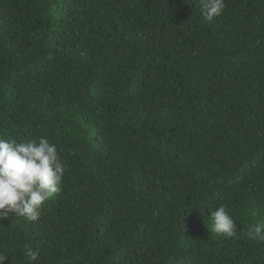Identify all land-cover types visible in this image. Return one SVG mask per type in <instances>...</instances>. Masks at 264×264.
Wrapping results in <instances>:
<instances>
[{
	"label": "trees",
	"instance_id": "obj_1",
	"mask_svg": "<svg viewBox=\"0 0 264 264\" xmlns=\"http://www.w3.org/2000/svg\"><path fill=\"white\" fill-rule=\"evenodd\" d=\"M0 0V138L66 171L4 264H264V0ZM224 205L236 234L211 233Z\"/></svg>",
	"mask_w": 264,
	"mask_h": 264
},
{
	"label": "clouds",
	"instance_id": "obj_2",
	"mask_svg": "<svg viewBox=\"0 0 264 264\" xmlns=\"http://www.w3.org/2000/svg\"><path fill=\"white\" fill-rule=\"evenodd\" d=\"M225 0H201V13L209 21L221 15ZM66 171L58 148L45 137L18 142L0 138V219L13 213L29 222L37 221L41 208L54 194L61 191ZM211 233L231 238L237 223L224 205L211 211ZM249 239L264 241V223L247 226ZM23 255L34 264L39 252L25 245ZM9 257L0 251V264Z\"/></svg>",
	"mask_w": 264,
	"mask_h": 264
}]
</instances>
